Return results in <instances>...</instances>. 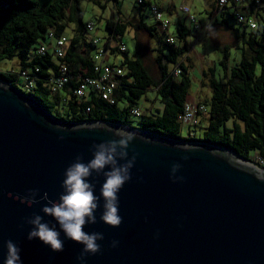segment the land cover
<instances>
[{"label":"water","instance_id":"95a60500","mask_svg":"<svg viewBox=\"0 0 264 264\" xmlns=\"http://www.w3.org/2000/svg\"><path fill=\"white\" fill-rule=\"evenodd\" d=\"M107 129L136 133L127 149L128 158L136 159L131 179L118 193L122 223L102 222L98 208L97 222L84 226L86 232L104 234L97 241L101 251L86 255L84 264H264V170L251 161L262 173L240 167L218 151L232 150L205 142L107 121H64L2 79L0 264L9 239L21 249L22 264H81L77 257L83 245L61 231L64 248L54 252L38 238L27 239L31 225L24 218L37 213L50 226L56 223L41 211L47 201L40 197L47 193L58 199L64 171L75 158L87 162L93 143L118 139ZM173 165H179L175 172ZM90 180L99 196L104 177L93 173ZM30 189L38 190L40 201L31 207L19 199L32 195Z\"/></svg>","mask_w":264,"mask_h":264},{"label":"trees","instance_id":"16d2710c","mask_svg":"<svg viewBox=\"0 0 264 264\" xmlns=\"http://www.w3.org/2000/svg\"><path fill=\"white\" fill-rule=\"evenodd\" d=\"M85 3L101 6L104 14L107 7L112 9L114 16L107 19L106 30L125 38L132 22L125 17L119 0H0V60L17 58L23 68L39 66L42 77L53 72L61 74V66L64 65L75 76L94 55L90 40L86 37L90 21L85 19L88 9ZM152 3L151 0H144L139 5L135 0L136 14L140 17L136 31L144 30L155 38L154 51L161 69L160 77L155 78L151 74L139 48L133 56H128V48L125 52L119 50V45L124 44L125 40L122 43L120 38H116L120 42L109 46V56L120 59L131 78V82H125L118 89L116 104L97 99L93 94L86 99L76 96L73 90L78 80L75 77L61 93L47 94L39 88L38 95L34 97L64 121H107L186 141V129L180 116L193 94V63L191 56L185 58L190 50L188 35L191 30L189 25L180 21L176 32L172 33L176 37L175 43H169L158 31L155 22L146 20L147 15L151 16L148 8ZM259 16V28L250 29L240 23L235 11L230 9L215 25L232 29L237 47L241 50V59L229 66L230 46L226 45L222 48L223 57L220 60L224 76L218 77L215 68L204 72L206 78L209 77L212 91L206 101L209 113L202 117V123L208 122V125L201 136L194 138L195 142L232 150L249 161H254L259 154L264 157V11ZM231 20L234 22L231 23ZM50 31L70 36L64 57L56 59L52 55L35 54L38 44L45 40ZM120 54H123V58H120ZM173 66L181 69L179 76L172 73ZM0 78L19 88L14 83L15 74L3 73ZM63 93L68 98L62 99ZM150 95L159 102V106L155 111H143V115L136 118L133 109L140 107L142 100H150ZM90 104L95 108L87 112L86 107Z\"/></svg>","mask_w":264,"mask_h":264},{"label":"built area","instance_id":"2783aa9c","mask_svg":"<svg viewBox=\"0 0 264 264\" xmlns=\"http://www.w3.org/2000/svg\"><path fill=\"white\" fill-rule=\"evenodd\" d=\"M136 2L141 5L144 3V0H136ZM182 8L186 13L191 30L188 35L190 50L185 56L186 58L187 56H191L198 42L223 19V16L230 9L235 11L237 19L244 26L250 29H258L260 20L258 18H261L259 14H262L264 11V0H217L209 19L205 23L198 20L188 0L182 1ZM148 10L161 35L169 43H175L176 37L171 32L172 22L165 15L162 7L154 2ZM112 11L109 7L105 9L106 14H110ZM87 31L94 33L90 40V46L94 55L89 63L81 66L75 76L71 75L68 68L62 65L61 74L53 72L49 76L42 77L40 76L41 68L39 66L23 68L19 65L17 58H4L0 60V76L3 73L15 74L16 79L14 83L21 91L30 96L38 95L39 88H42L47 94L61 93L64 91L65 86L75 77L78 80V85L73 90L76 96L86 99L85 97L93 94L97 99L112 105L116 104L118 89L125 82H131V78L128 77V70L119 61L120 59L116 60L112 56H109V46H115L114 44L120 42L116 41V38H120L122 43L125 38L109 30L103 31L97 26L96 22L92 21L88 22ZM69 44L70 36L68 34L58 35L54 31H50L45 40H42L38 44L35 54L38 56L52 55L58 59L66 55ZM119 50L125 52L127 50L126 44H120ZM201 59L205 61L206 57L202 56ZM14 60L17 61L13 63ZM172 73L179 76L181 69L178 66H173ZM7 83L12 85L11 82ZM94 108L95 105L90 104L86 107V111L92 112ZM133 113L135 117L139 118L143 115V110L140 107H135ZM208 113L209 105L205 100L200 101L191 97L185 103L180 119L185 125L186 142H195L194 138L197 136L196 128L201 124L202 117H206ZM251 162L264 170V157L261 154L257 155L255 160Z\"/></svg>","mask_w":264,"mask_h":264},{"label":"clouds","instance_id":"9594fccd","mask_svg":"<svg viewBox=\"0 0 264 264\" xmlns=\"http://www.w3.org/2000/svg\"><path fill=\"white\" fill-rule=\"evenodd\" d=\"M114 133L118 139L93 143L90 151L92 158L84 162L81 156L65 169L64 179L61 182L63 191L58 199H50L47 193H44L40 200H45L41 211L55 220V224L50 226V222L33 213L30 217H25L24 222L31 225L27 233V239H39L44 245L50 247L54 252L63 251L64 242L60 238L61 231L66 239L72 240L83 245V248L77 259L84 264L86 255L96 254L101 251V245L97 243L104 239L101 232H86V224H95L97 222L96 211L102 208L100 220L112 227H118L122 223V217L119 213L118 193L124 184L131 179L130 169L133 167L136 155L128 158V147L136 138V133L127 130L107 129ZM63 139V136L60 137ZM187 159V157H185ZM125 161L120 163V161ZM179 165H173L172 171L175 172ZM95 173L102 175L104 180L100 186V195L95 194V184L90 177ZM174 180H177L172 176ZM180 177L179 180H182ZM38 190H29L32 195L19 197L21 203H26L31 207L39 203L35 197ZM101 199L103 204H100ZM56 225L59 226L57 230ZM23 227V224L21 225ZM118 241H112V247L117 245ZM7 252L3 264H22L20 252L21 249L11 239L6 241Z\"/></svg>","mask_w":264,"mask_h":264},{"label":"rangeland","instance_id":"374dc122","mask_svg":"<svg viewBox=\"0 0 264 264\" xmlns=\"http://www.w3.org/2000/svg\"><path fill=\"white\" fill-rule=\"evenodd\" d=\"M161 5L165 12V15L169 17L172 22L171 32H176L177 25L180 21L189 25L186 13L182 8L183 0H151ZM192 7L193 12L197 16L198 20L202 23L207 22L213 6L216 0H188ZM120 7L122 8L125 17L132 22L129 30L125 36V43L128 48L127 55L133 56L136 49L139 48L144 63L149 68L151 74L158 78L161 76V69L156 60L157 53L154 51L156 46V40L153 36L144 30L136 31V25L139 22V18L135 6V0H119ZM87 6L86 21H95L101 29L106 32V21L108 18H112L114 14H104L103 8L97 4L85 3ZM104 14V15H103ZM146 20L152 22L151 16L147 15ZM234 21L231 20V23ZM94 33L87 32V39L91 40ZM226 45L230 46V59L229 66H233L241 59V50L237 47L236 39L233 35L232 29L223 28L222 26H214L208 33H206L202 40L198 42L196 48L191 53V60L193 68L191 69L192 80V98L196 96L197 100L207 101L211 97L212 91L209 87V77L206 78L204 72H210V68L216 69L218 77L224 76V69L220 64V60L223 57L222 48ZM205 56L206 60L202 61L201 57ZM120 58H123V54H120ZM17 60H14L15 63ZM150 95V100H142L140 108L148 113L150 110L155 111V108L159 106L158 101H154ZM68 98L67 94H62V99ZM137 118V117H136ZM137 122V119H136ZM208 125V122L202 123L196 129V135L199 137L202 135L204 128Z\"/></svg>","mask_w":264,"mask_h":264},{"label":"bare ground","instance_id":"6f19581e","mask_svg":"<svg viewBox=\"0 0 264 264\" xmlns=\"http://www.w3.org/2000/svg\"><path fill=\"white\" fill-rule=\"evenodd\" d=\"M218 151L225 154L230 159V161H232L234 164H236L240 167L246 168V169L254 170L258 173H262V171L258 170L254 165H252L249 160H245V159L239 157L234 152L224 150V149H218Z\"/></svg>","mask_w":264,"mask_h":264},{"label":"crops","instance_id":"0c3cea01","mask_svg":"<svg viewBox=\"0 0 264 264\" xmlns=\"http://www.w3.org/2000/svg\"><path fill=\"white\" fill-rule=\"evenodd\" d=\"M160 5V4H159ZM161 6V5H160ZM193 98H195L196 99V96H194Z\"/></svg>","mask_w":264,"mask_h":264}]
</instances>
